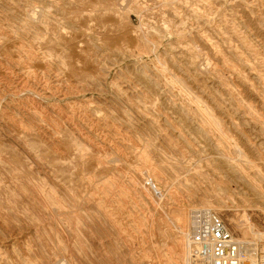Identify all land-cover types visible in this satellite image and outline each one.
<instances>
[{
    "label": "rangeland",
    "instance_id": "rangeland-1",
    "mask_svg": "<svg viewBox=\"0 0 264 264\" xmlns=\"http://www.w3.org/2000/svg\"><path fill=\"white\" fill-rule=\"evenodd\" d=\"M205 207L264 249V0H0V264H186Z\"/></svg>",
    "mask_w": 264,
    "mask_h": 264
},
{
    "label": "built area",
    "instance_id": "built-area-1",
    "mask_svg": "<svg viewBox=\"0 0 264 264\" xmlns=\"http://www.w3.org/2000/svg\"><path fill=\"white\" fill-rule=\"evenodd\" d=\"M146 186L158 192L156 182L146 178ZM190 251L186 264H264V258H253L242 250L240 238L231 230L218 210L203 208L190 230Z\"/></svg>",
    "mask_w": 264,
    "mask_h": 264
},
{
    "label": "bare ground",
    "instance_id": "bare-ground-1",
    "mask_svg": "<svg viewBox=\"0 0 264 264\" xmlns=\"http://www.w3.org/2000/svg\"><path fill=\"white\" fill-rule=\"evenodd\" d=\"M35 17V16H34ZM198 216L199 215H197L196 217L198 218ZM197 221V220H196ZM196 221H195V223H196ZM239 225V224H238ZM237 225V226H238ZM188 233V232H187ZM241 241V243H242V250H243V252L245 253V254H247L249 257H251V258H253L254 259V257L256 256V255H258L261 251L262 252H264V249L261 247V251H259V246H253V245H251V243H254V244H257V243H255L254 241H250V242H248V240H246V239H242V240H240ZM184 246H185V249H184V253H183V256H187L188 254H189V251H190V242H188V243H186V244H184ZM262 254V253H261ZM262 257H264L263 256V254L261 255Z\"/></svg>",
    "mask_w": 264,
    "mask_h": 264
}]
</instances>
